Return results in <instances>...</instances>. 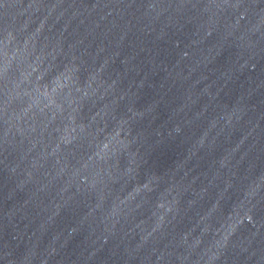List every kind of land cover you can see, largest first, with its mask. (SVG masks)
<instances>
[{"label":"water","instance_id":"95a60500","mask_svg":"<svg viewBox=\"0 0 264 264\" xmlns=\"http://www.w3.org/2000/svg\"><path fill=\"white\" fill-rule=\"evenodd\" d=\"M264 55V0H0V264L108 161Z\"/></svg>","mask_w":264,"mask_h":264}]
</instances>
